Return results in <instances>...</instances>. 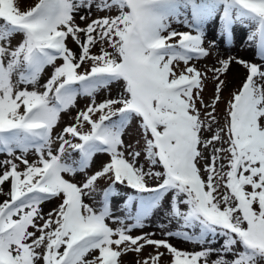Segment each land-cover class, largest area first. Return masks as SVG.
Wrapping results in <instances>:
<instances>
[{
  "label": "snow or ice",
  "instance_id": "obj_1",
  "mask_svg": "<svg viewBox=\"0 0 264 264\" xmlns=\"http://www.w3.org/2000/svg\"><path fill=\"white\" fill-rule=\"evenodd\" d=\"M0 156V264H264V0H0Z\"/></svg>",
  "mask_w": 264,
  "mask_h": 264
},
{
  "label": "rangeland",
  "instance_id": "obj_2",
  "mask_svg": "<svg viewBox=\"0 0 264 264\" xmlns=\"http://www.w3.org/2000/svg\"><path fill=\"white\" fill-rule=\"evenodd\" d=\"M30 3H35L38 2V0H29ZM95 15H100V13H96ZM77 22L80 23L82 26L84 24L83 21L79 20V17H77ZM175 27H179L178 25H174ZM211 37H209L210 39ZM68 46L75 52H79V49L77 47V45L75 43H73L71 41V39H69L68 41ZM95 51V50H94ZM231 55L238 57L240 59L243 60H249V61H253V62H257L259 63V61L256 59V55H255V49L253 47L247 46V45H242L240 43V40L237 39L236 44L231 48L230 50ZM228 53L225 52H221V55H227ZM212 59H215V54L213 55ZM59 63V61L57 62ZM203 64V61L198 62L197 63V67H201ZM50 71V70H49ZM48 72L45 73V76L47 77ZM246 75V70L242 67V65L240 64H233L229 70V72L226 75V82L228 84V88L224 91L223 95H224V100L227 101V99L229 98V93L230 91L234 90L236 87H238L241 83V81L244 79ZM212 91H213V84L211 82H209L207 84V87L205 89L204 92V97L207 100L208 98H210L212 96ZM113 94H115V88H113ZM104 96V93H101L100 96L98 97V99H102ZM87 103V101L84 98H79L77 101V107L78 108H83L85 106V104ZM225 108H226V104L225 103H220L218 105V113L221 116V124H223V115L225 112ZM76 109H72L69 113H62L61 116V121H60V125L59 127H57L55 129L56 132H59L60 129L65 126L66 124H69L72 122V117L75 115ZM138 132L136 130L135 127H133L131 129L130 132V136L127 137L126 139H133V138H138ZM55 147V145H54ZM0 159H5L4 156H0ZM28 159L31 161L33 159H35L34 155L29 154ZM101 159H107L106 156H102ZM23 167V165H21V168ZM99 184L101 185V187H106V182L104 180L99 181ZM5 189H7V185L4 186ZM118 188H120V186H117ZM88 203H92V201H87ZM122 198H113V213L115 216H123L124 213L122 211L119 210V208L117 207V204H122ZM57 202H51L45 205V211H48L49 209L55 207V204ZM112 227H116L117 225L112 224ZM145 232H153L155 231L157 233L156 238H162L160 236L159 230L156 229L155 225H153V227L150 228H145L144 229ZM136 234V233H134ZM172 243H174L178 248L188 251V252H195V251H199L200 250V246L196 245V244H191V243H182L176 240H173ZM213 247H218V245H213ZM152 251V249L150 247L146 248L144 250L143 255L147 256L150 252ZM161 251H163V249H161ZM123 259L125 260H130L132 259V255H128L123 257ZM168 258L165 257V260H167Z\"/></svg>",
  "mask_w": 264,
  "mask_h": 264
}]
</instances>
